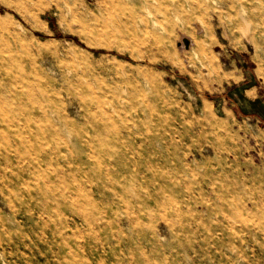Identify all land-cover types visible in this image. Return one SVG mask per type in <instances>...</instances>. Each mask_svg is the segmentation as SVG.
Here are the masks:
<instances>
[{
    "label": "rangeland",
    "instance_id": "374dc122",
    "mask_svg": "<svg viewBox=\"0 0 264 264\" xmlns=\"http://www.w3.org/2000/svg\"><path fill=\"white\" fill-rule=\"evenodd\" d=\"M24 1L0 0V264H264V0H150L137 28Z\"/></svg>",
    "mask_w": 264,
    "mask_h": 264
},
{
    "label": "bare ground",
    "instance_id": "6f19581e",
    "mask_svg": "<svg viewBox=\"0 0 264 264\" xmlns=\"http://www.w3.org/2000/svg\"><path fill=\"white\" fill-rule=\"evenodd\" d=\"M11 4L14 5V9H16L19 13H21L24 17V12L28 9L29 6H27V3L24 0H8ZM106 2V5L108 8L115 6L119 4H127L131 3V7L129 8V12L135 14L129 18V24L133 28H137L140 26L141 23H143L146 19V17L153 16V11L151 8V2L150 0H103ZM124 9H128L127 6ZM70 16L72 20L78 22V24L81 26L82 29H85L87 27V23L84 21V19L79 15L77 11L71 10ZM154 21V19H152ZM155 22V21H154ZM208 191V190H207ZM205 205V204H204Z\"/></svg>",
    "mask_w": 264,
    "mask_h": 264
},
{
    "label": "water",
    "instance_id": "95a60500",
    "mask_svg": "<svg viewBox=\"0 0 264 264\" xmlns=\"http://www.w3.org/2000/svg\"><path fill=\"white\" fill-rule=\"evenodd\" d=\"M186 45H188V41H186Z\"/></svg>",
    "mask_w": 264,
    "mask_h": 264
}]
</instances>
